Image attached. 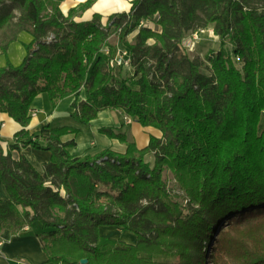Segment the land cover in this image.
Instances as JSON below:
<instances>
[{"label": "trees", "instance_id": "obj_1", "mask_svg": "<svg viewBox=\"0 0 264 264\" xmlns=\"http://www.w3.org/2000/svg\"><path fill=\"white\" fill-rule=\"evenodd\" d=\"M63 1L0 0V53L20 32L33 36L23 62L0 69V112L22 126L7 149L0 143L9 195L0 232L41 222L54 264H264V0H132L106 24L99 13L75 19L97 0L68 14ZM151 20L158 30L141 23ZM211 25L219 48L191 56L184 38ZM113 33L132 75L111 65ZM42 92L54 107L75 95L71 116L83 126L121 110L162 136L139 148L122 125H103L126 150L73 155L75 139L62 137L81 128L48 125L41 137L28 129ZM28 146L51 152L43 173ZM165 170L183 195L168 188ZM100 226H120L137 242L102 236Z\"/></svg>", "mask_w": 264, "mask_h": 264}, {"label": "crops", "instance_id": "obj_2", "mask_svg": "<svg viewBox=\"0 0 264 264\" xmlns=\"http://www.w3.org/2000/svg\"><path fill=\"white\" fill-rule=\"evenodd\" d=\"M84 0H66L61 4V9L65 14L75 7L79 2ZM132 0H112L109 3L101 4L100 0L96 1L93 6L83 14L76 16V20L91 19L93 14L100 13L103 16H109L114 12L129 11ZM118 6V7H117ZM108 9L106 12L105 9ZM121 10H117V9ZM137 31L134 32L136 37ZM33 36L22 31L18 34L15 41L8 46L7 55L0 53V69L6 66L7 61L18 66L27 55L26 45L30 44ZM85 91L82 90L79 96V101L85 100ZM75 95H69L60 100L57 106H53L52 101L47 93L38 94L31 105V121L28 129L31 134L41 136H49L50 126L71 125L81 128L80 133L69 134L62 137L64 142L75 139L76 145L69 147L68 150L73 155L83 156L85 154L94 155L105 149H111L117 152H124L126 145L119 142L117 139L109 138L101 133L99 128L103 125L123 126L125 131L132 141H135L139 148L148 145L150 137H161L162 132L154 127H144L140 122L131 117V123H127V114L121 110L107 109L99 113L98 117L92 121L89 126L81 125L75 120L71 113L74 111L73 102ZM22 128L21 124L14 120L6 113L0 112V143L7 149L14 142L15 134ZM23 153L32 165L41 173L45 170L46 163L51 158V152L40 150L31 146L23 148ZM14 157H18V152L14 151ZM9 198L8 192L0 179V200ZM117 228V231L103 233V228ZM41 222L35 221L30 225H26L19 233H12L5 229L0 232V264H54L48 260V256L43 249L39 234L43 231ZM100 234L102 236L114 237L117 239H125L129 243L137 242V235L121 228L120 226H100Z\"/></svg>", "mask_w": 264, "mask_h": 264}, {"label": "rangeland", "instance_id": "obj_3", "mask_svg": "<svg viewBox=\"0 0 264 264\" xmlns=\"http://www.w3.org/2000/svg\"><path fill=\"white\" fill-rule=\"evenodd\" d=\"M66 1V0H65ZM86 0H84L83 2H79L75 7H77L79 4L81 3H84ZM98 1V0H97ZM101 4H106L112 0H100ZM64 2V1H63ZM62 2V3H63ZM93 6V5H92ZM91 6V7H92ZM90 7V8H91ZM118 7V6H117ZM74 8V7H73ZM89 9V8H88ZM117 9V8H116ZM106 12H109L107 11L108 9L106 8L105 9ZM117 10H121V9H117ZM86 11V10H85ZM69 12V11H68ZM122 12V11H121ZM83 14V12L81 13ZM100 14V13H99ZM94 15V14H93ZM102 16V20H103V23L106 24L107 23V18H108V15L107 16ZM93 17V16H92ZM143 25H147V26H150L152 27L154 30H158L159 28L157 27V24L155 23V21H147V22H144ZM136 32V31H135ZM191 32L184 38L183 41H185V39L187 40V38H189ZM2 35L0 34V43L2 41ZM128 40L129 42H134L135 41V36H134V32L129 35L128 37ZM109 42L112 44V45H116L117 46V50L120 48V49H127L126 46L122 43L119 42V39H118V36L116 33H113L110 38H109ZM150 43H153L154 40L153 39H150L149 40ZM219 37L215 35L214 31H213V25H211L209 28L205 29V30H200L199 32V38L196 42V45H195V48L190 51L188 49H186L187 51H189L190 55L191 56H197V57H200V58H204L206 56V54L208 52H210L211 50H216L219 48ZM185 47V46H184ZM229 47H231V45H229ZM107 50V49H106ZM120 68H116V71L118 72ZM133 71L134 69L129 66L127 68H123L122 69V72L125 74V75H132L133 74ZM129 118L131 119V122H132V118L131 117H127V123H131L129 122ZM263 123H264V118H263ZM150 162H154V158L152 157V155L150 154L148 157H147ZM164 178L166 179L167 183H168V188L171 189L173 191V193L176 195V194H180V195H183V192L181 191L178 183H177V180L174 178V175L169 171V170H165L164 171ZM181 199V198H179ZM123 240V239H121ZM123 241H126L125 239ZM127 242V241H126ZM177 258H170L169 261L171 263H174L176 262Z\"/></svg>", "mask_w": 264, "mask_h": 264}, {"label": "built area", "instance_id": "obj_4", "mask_svg": "<svg viewBox=\"0 0 264 264\" xmlns=\"http://www.w3.org/2000/svg\"><path fill=\"white\" fill-rule=\"evenodd\" d=\"M145 21H142L141 23L144 24ZM147 22V21H146ZM199 32L195 31L191 32L189 38L185 41H183V46H185L186 49L192 51L195 48L196 42L199 38ZM111 65L113 67H129L130 66V52L128 49H118L114 58L111 61ZM129 122H131V119L129 118Z\"/></svg>", "mask_w": 264, "mask_h": 264}, {"label": "bare ground", "instance_id": "obj_5", "mask_svg": "<svg viewBox=\"0 0 264 264\" xmlns=\"http://www.w3.org/2000/svg\"><path fill=\"white\" fill-rule=\"evenodd\" d=\"M112 231H117V228L112 227V228H103L102 229V232L105 233V234H107V233L111 234Z\"/></svg>", "mask_w": 264, "mask_h": 264}, {"label": "water", "instance_id": "obj_6", "mask_svg": "<svg viewBox=\"0 0 264 264\" xmlns=\"http://www.w3.org/2000/svg\"><path fill=\"white\" fill-rule=\"evenodd\" d=\"M82 262H83V263H86V262H87V260H86V259H84V260H82Z\"/></svg>", "mask_w": 264, "mask_h": 264}]
</instances>
